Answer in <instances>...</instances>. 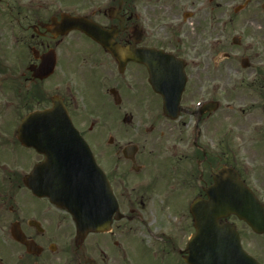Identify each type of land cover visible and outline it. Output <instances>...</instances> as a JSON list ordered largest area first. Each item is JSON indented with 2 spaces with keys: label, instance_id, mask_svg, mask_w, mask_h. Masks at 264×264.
I'll list each match as a JSON object with an SVG mask.
<instances>
[{
  "label": "flooded vegetation",
  "instance_id": "flooded-vegetation-1",
  "mask_svg": "<svg viewBox=\"0 0 264 264\" xmlns=\"http://www.w3.org/2000/svg\"><path fill=\"white\" fill-rule=\"evenodd\" d=\"M11 1L10 22L28 32L13 35L22 47L19 78L27 90L49 80V105L51 96L61 98L105 173L119 217L80 237L71 215L46 197L25 203L9 194L0 203V264H187V242L203 222L191 206L208 199L223 167L264 204V82L250 105L242 103L240 118L229 112L231 81L246 79L229 74L232 20L242 33L264 35V0ZM63 13L92 21L123 53L110 54L79 30L59 34ZM52 61L49 77H33ZM212 102L216 110L204 107ZM32 103L20 100L17 109ZM217 221L233 224L264 264L261 248H249L264 234L234 215Z\"/></svg>",
  "mask_w": 264,
  "mask_h": 264
},
{
  "label": "water",
  "instance_id": "water-1",
  "mask_svg": "<svg viewBox=\"0 0 264 264\" xmlns=\"http://www.w3.org/2000/svg\"><path fill=\"white\" fill-rule=\"evenodd\" d=\"M67 30L80 29L97 39L92 24L83 17L62 16ZM239 44L238 38H233ZM110 52L114 46L103 42ZM52 62L41 66L34 76L40 79L52 72ZM242 67L248 66L246 58ZM52 106L26 115L17 129V139L44 156L24 183L38 196L65 208L73 217L80 233L106 229L117 212V205L101 169L85 141L73 127L60 98H51ZM225 169L215 179L226 189L225 194L209 195L205 202L203 222L198 233L188 242L190 264H258L241 248L231 225H218L216 217L229 212L244 220L257 232H264V208L254 195L240 183L237 174ZM229 182V183H228ZM225 185V186H224ZM40 187V188H39ZM42 189L43 191L39 190ZM218 200V201H217Z\"/></svg>",
  "mask_w": 264,
  "mask_h": 264
},
{
  "label": "rangeland",
  "instance_id": "rangeland-1",
  "mask_svg": "<svg viewBox=\"0 0 264 264\" xmlns=\"http://www.w3.org/2000/svg\"><path fill=\"white\" fill-rule=\"evenodd\" d=\"M6 1L12 2L11 0L0 1V203L3 202L1 198L8 199L9 194L12 195L11 200L15 201L48 203L43 198L32 196L22 185L16 188L15 185L19 183L15 180H11L8 183L2 181V175L5 172L13 174L18 170L21 176L26 175L39 160V157L33 150L21 147L15 137V131L21 116L26 114V111H18L16 109L17 98L14 91L19 86L27 89L29 84L22 83V79L19 78V65L16 56L22 47L17 44L14 45L13 35H25L28 32L26 30L22 31L16 25L15 19H12L13 21L10 22L8 19L9 13L5 8L7 6ZM237 3L238 1L233 2L232 7ZM12 16L14 18L13 14ZM233 37L240 38L239 45L232 44ZM230 55V76L246 77L244 83L231 81L230 99L235 102V105L229 109V112L240 118L242 116L241 109L246 107L242 103L245 102L247 105H250L258 97L257 91L259 90L256 88V84L252 83V78L258 77L259 79L262 77L264 79V35H251L248 32L242 33L240 20L238 18L232 20ZM243 57H247L250 62V66L246 69L240 66V60ZM210 67L213 68V64ZM2 69H5V71L2 72ZM15 73H17L18 77ZM40 85L48 94L51 93L48 90L49 80L41 82ZM255 112L254 110L252 113ZM231 120H234V116L231 117ZM6 193L9 194L7 195ZM257 247L261 248V252L264 255V238L253 239L251 241L249 248L257 250Z\"/></svg>",
  "mask_w": 264,
  "mask_h": 264
}]
</instances>
